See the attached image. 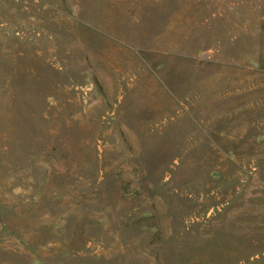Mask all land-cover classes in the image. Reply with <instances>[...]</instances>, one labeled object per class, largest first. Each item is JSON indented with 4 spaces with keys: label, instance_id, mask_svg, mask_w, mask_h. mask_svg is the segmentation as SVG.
Instances as JSON below:
<instances>
[{
    "label": "rangeland",
    "instance_id": "rangeland-1",
    "mask_svg": "<svg viewBox=\"0 0 264 264\" xmlns=\"http://www.w3.org/2000/svg\"><path fill=\"white\" fill-rule=\"evenodd\" d=\"M0 264H264V0H0Z\"/></svg>",
    "mask_w": 264,
    "mask_h": 264
}]
</instances>
